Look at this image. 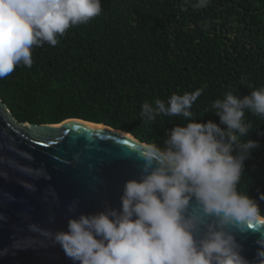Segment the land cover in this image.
Segmentation results:
<instances>
[{"label":"trees","instance_id":"16d2710c","mask_svg":"<svg viewBox=\"0 0 264 264\" xmlns=\"http://www.w3.org/2000/svg\"><path fill=\"white\" fill-rule=\"evenodd\" d=\"M101 0L102 13L69 28L60 43L32 49V66L0 78V99L19 123L105 124L163 148L168 131L188 122L160 116L143 123L144 101L207 87L192 120L219 124L207 111L229 91L243 97L264 87V0ZM243 78L244 83L241 84ZM257 142L245 160L238 190L264 216V118L245 114Z\"/></svg>","mask_w":264,"mask_h":264},{"label":"clouds","instance_id":"9594fccd","mask_svg":"<svg viewBox=\"0 0 264 264\" xmlns=\"http://www.w3.org/2000/svg\"><path fill=\"white\" fill-rule=\"evenodd\" d=\"M209 2L195 0L193 7ZM102 10L101 0H0V78L19 65L30 68L33 47L56 46L69 28ZM206 87L142 103L146 125L162 115L190 122L171 128L163 148L150 144L139 154V179L125 181L119 210L69 217L67 231L42 230L73 264H250L233 229L264 224L257 201L238 190L244 162L258 147L243 139L251 129L245 114L264 118V87L213 101L207 111L219 124L192 120V105ZM77 206L74 201L68 211ZM257 244L258 264H264V232Z\"/></svg>","mask_w":264,"mask_h":264},{"label":"water","instance_id":"95a60500","mask_svg":"<svg viewBox=\"0 0 264 264\" xmlns=\"http://www.w3.org/2000/svg\"><path fill=\"white\" fill-rule=\"evenodd\" d=\"M148 145L81 119L19 123L0 99V264H73L42 230L67 231L69 217L119 210L124 183L139 179V154ZM233 232L241 255L258 264L264 224L249 222Z\"/></svg>","mask_w":264,"mask_h":264},{"label":"snow or ice","instance_id":"6c2138e0","mask_svg":"<svg viewBox=\"0 0 264 264\" xmlns=\"http://www.w3.org/2000/svg\"><path fill=\"white\" fill-rule=\"evenodd\" d=\"M125 143H127V141H124Z\"/></svg>","mask_w":264,"mask_h":264}]
</instances>
